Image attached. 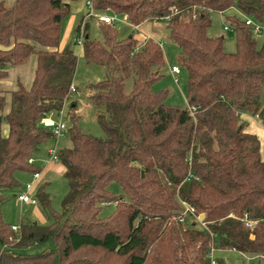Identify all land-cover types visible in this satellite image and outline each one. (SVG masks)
I'll return each mask as SVG.
<instances>
[{
	"label": "trees",
	"instance_id": "trees-1",
	"mask_svg": "<svg viewBox=\"0 0 264 264\" xmlns=\"http://www.w3.org/2000/svg\"><path fill=\"white\" fill-rule=\"evenodd\" d=\"M69 1L5 6L0 0V264H208L211 244L218 264H227L230 253L261 264L264 161L256 136L238 116H256L264 126V34L257 43L244 24L245 18L264 19V0H90L97 12L122 14L131 26L165 19L176 63L186 73V106L165 103L166 91L152 89L165 62L159 43L132 34L118 38L112 24L100 21L102 41L89 39L81 18L75 31L82 26V58L104 67L103 77L87 85L103 137L82 130L70 100L76 56L68 46L58 48ZM231 8L242 18L225 16L235 45L226 52L223 37L207 29L211 12ZM32 54L30 87L11 90L1 114L6 69ZM69 100L63 133L69 144L55 149L66 185L60 211L50 208L45 185H37L33 206L46 222L19 220L13 231L1 211L4 194L20 187L17 173H39L33 158L43 142L55 139L39 120L58 114ZM110 182L120 194L108 190ZM181 201L203 215L204 227L187 219L182 227ZM103 206L113 209L100 215ZM243 215L255 221L251 229ZM47 242L50 248L29 251Z\"/></svg>",
	"mask_w": 264,
	"mask_h": 264
},
{
	"label": "rangeland",
	"instance_id": "rangeland-1",
	"mask_svg": "<svg viewBox=\"0 0 264 264\" xmlns=\"http://www.w3.org/2000/svg\"><path fill=\"white\" fill-rule=\"evenodd\" d=\"M13 0H2L5 6H9ZM88 0H73L69 1L68 13L62 18L60 22V34L58 40V48L62 49L64 46H68L71 51L76 56V67L72 79V85L75 87V91L72 92L70 100L76 103L75 114L78 116V125L82 128L84 132H88L96 137H103V133L100 130L96 119L95 112L96 110L93 107V104L89 98L91 90L88 88V83L96 82L100 80L104 75V67L101 65L88 63L86 64L82 58V49L81 45L75 43V39L80 36V33H76L75 27L78 25L81 18H84L88 12L86 2ZM101 13H105L108 16L115 17V20L111 23L113 28L117 33L118 38L126 37L132 34L138 41L143 40L144 38H151L153 41L159 43L161 50L164 55V65L161 67L160 71L162 76L152 84V89L155 91L165 90L167 95L165 103L173 106L185 107L186 106V73L183 68L178 66L176 63L177 56V46L173 44L167 37V30L165 27L166 20H148L140 27L133 29L131 25L125 20L124 15L114 13L110 10L104 12H97L92 10L91 17H85L84 23L86 26V35L89 39L96 41H102V35L98 29L97 16ZM234 14L239 18H242V15L236 12L235 8H231L226 11L224 14H219L218 12L210 13V25L207 29V34L211 37L221 36L223 37V48L226 52H234V33L230 31L223 30L224 26H229L225 21V16ZM264 31L262 34L255 36L257 43L263 37ZM81 39L82 36H80ZM178 66L179 73L173 74L169 71L171 66ZM35 66V55L32 54L27 57V59L19 65L10 66L7 70L6 84H2L4 88V107L1 111V114H5L8 111L10 105V91L15 89L18 84H20L24 89H28L31 85L33 70ZM174 78L177 80L174 81ZM132 76L124 79L123 92L128 93L132 83ZM69 101L65 103L62 107V113L60 114L61 120L69 124L68 121V104ZM260 103L264 105V88L260 92ZM58 116H53V120H57ZM254 119L256 124H251L248 121H251L250 116L239 115L238 120L245 124V130L254 134L259 143V155L262 161H264V126L260 124V121L257 118ZM5 127V123H2V128ZM65 139V143L59 144L56 148H60L69 144L66 135H62L59 139ZM54 141L48 139L43 142L37 155L35 156V165L39 167L42 172L46 167V164L49 160V155L47 154V148L52 147ZM53 160V159H51ZM55 161V160H54ZM16 178L20 184V187L15 191V195L23 190L25 183H32V177L30 174L26 173H17ZM38 182L46 181L45 191L48 194L50 201V208L55 211H60L61 199L66 193V185L63 174L57 173L54 171H47L42 173L41 177L36 180ZM35 183V182H34ZM108 190L113 194L117 195L121 193L120 187L115 182H110L108 185ZM13 193L7 192L4 194V202L1 206V211L3 218L9 224H18L20 218H25L27 215V210L21 211L18 206H12V200L14 195ZM31 195V193H30ZM29 204V203H26ZM31 205V204H30ZM113 209V206H103L101 207L100 215H107ZM41 213V212H40ZM42 214V213H41ZM50 248L51 243H44L42 246L30 249V252H35L41 248ZM227 254V253H223ZM230 258L226 263H247V259L241 260L234 253L227 254ZM260 263L264 264V260L260 259Z\"/></svg>",
	"mask_w": 264,
	"mask_h": 264
},
{
	"label": "built area",
	"instance_id": "built-area-1",
	"mask_svg": "<svg viewBox=\"0 0 264 264\" xmlns=\"http://www.w3.org/2000/svg\"><path fill=\"white\" fill-rule=\"evenodd\" d=\"M86 6L88 8V12L84 16V19H85V17H91L92 16L91 12L93 10L90 0H88L86 2ZM96 18H97V21L109 23V24H111L115 20V17L108 16V15H105L103 13L99 14ZM244 24L247 25L248 27H250V29L254 35L261 34L263 29H264V19H262L260 21H255V20H252L250 18H245ZM132 27H135V26H132ZM223 29L224 30H230V29H228L227 26H224ZM79 33H80V36H82V26L80 27ZM80 36L75 39V43L77 45H81L82 39ZM169 70L173 74L179 73V68L175 65L171 66L169 68ZM176 80L177 79L174 78V81H176ZM74 91H75V88L70 87V92H74ZM61 113H62V111H60L58 114H56L58 116V119L56 121L53 120V118H51L49 114L41 117L39 120V124H42V125L49 127L51 129L53 136L55 138L62 136L64 133V129H65V123L60 118ZM254 118H257V117L254 116ZM48 154L50 156V159L56 160L55 148L50 149L48 151ZM31 177H32L33 182L32 183H25L23 190L16 195V198L21 202L29 203L31 205H36V200L32 195H30V193L32 192V190L34 188V181H36L39 177V173H33ZM102 204L107 205V204H109V202H103ZM180 204L182 206V210H181V217L179 218L178 222L182 225V227H184L186 225V219L189 221H191V220L196 221L200 224L201 227H204L203 222L199 221L198 215L194 213V210L192 207H190L189 205H187L186 203H184L182 201L180 202ZM241 221H242L243 226L248 228V229H251L255 224V221L247 218L246 215H243L241 217ZM16 228L17 227L14 225L10 226V229L13 231H15ZM214 250H215V248L211 244L209 246V249L206 252L208 264H218L217 260L214 257ZM245 258L248 259L247 257H245ZM258 258L264 259V255H259Z\"/></svg>",
	"mask_w": 264,
	"mask_h": 264
},
{
	"label": "crops",
	"instance_id": "crops-1",
	"mask_svg": "<svg viewBox=\"0 0 264 264\" xmlns=\"http://www.w3.org/2000/svg\"><path fill=\"white\" fill-rule=\"evenodd\" d=\"M105 14V13H104ZM106 15V14H105ZM146 21H144V22H142V23H140L139 25H137V26H135V27H132L133 29H136L137 27H140L141 25H143L144 23H145ZM170 71V70H169ZM7 82H6V80H4V81H2V84H6ZM50 115V117L51 118H53V116H55V115H52V114H49ZM243 116H245L246 117V115H243ZM251 118V117H250ZM255 120L254 119H252L251 118V121H248L249 123H251V124H256L255 122H254ZM261 124V123H260ZM262 125V124H261ZM3 133L5 134L6 133V125H5V127H3ZM62 136H60V137H58V138H55L53 141H54V145L52 146V147H48L47 148V154H48V151L50 150V149H53V148H55L56 149V146L59 144L58 142H60V144H62V143H65L66 141H65V139H59V138H61ZM68 145V144H67ZM66 145V146H67ZM37 155V154H36ZM35 155V156H36ZM49 155V154H48ZM34 160H35V157L33 158ZM49 160L50 161H48L47 162V164H46V167L44 168V170L41 172V171H39V177H38V179L41 177V175H42V173L43 172H45V170H47V171H54V172H57V173H61V174H63V172H64V167L58 162V161H54V160H51L50 159V156H49ZM37 179V180H38ZM35 183H34V187H36L37 185H40V184H44V185H46L47 184V182L46 181H42V182H38L37 183V181H34ZM45 189V188H44ZM46 192V191H45ZM19 193V192H18ZM17 193V194H18ZM16 194V195H17ZM33 194V191L31 192V195ZM16 195L14 194V195H12V197H13V200H12V206L14 207V206H18V208H20V210L21 211H23V210H27V216L25 217V218H20L19 220H30V221H36L37 223H39V224H44L45 222H46V220H45V217H44V215L43 214H41L42 212L40 211V209H39V207L38 206H33V205H30V204H26V203H24V202H21V201H19L17 198H16ZM41 212V213H40ZM11 225H14V226H17L16 224H11Z\"/></svg>",
	"mask_w": 264,
	"mask_h": 264
},
{
	"label": "water",
	"instance_id": "water-1",
	"mask_svg": "<svg viewBox=\"0 0 264 264\" xmlns=\"http://www.w3.org/2000/svg\"><path fill=\"white\" fill-rule=\"evenodd\" d=\"M198 219H199V221H202L203 220V215L202 214H199L198 215Z\"/></svg>",
	"mask_w": 264,
	"mask_h": 264
}]
</instances>
